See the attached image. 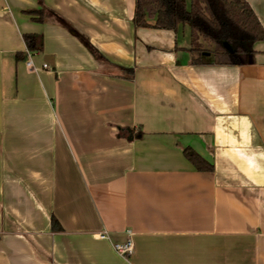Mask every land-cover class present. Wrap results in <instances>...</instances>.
<instances>
[{
    "label": "crops",
    "instance_id": "obj_1",
    "mask_svg": "<svg viewBox=\"0 0 264 264\" xmlns=\"http://www.w3.org/2000/svg\"><path fill=\"white\" fill-rule=\"evenodd\" d=\"M40 1L92 48L33 21ZM135 7L0 0V264H264V41L252 64L194 65L189 26L136 28Z\"/></svg>",
    "mask_w": 264,
    "mask_h": 264
},
{
    "label": "trees",
    "instance_id": "obj_2",
    "mask_svg": "<svg viewBox=\"0 0 264 264\" xmlns=\"http://www.w3.org/2000/svg\"><path fill=\"white\" fill-rule=\"evenodd\" d=\"M25 13L35 22L58 24L92 48L88 39L71 22L47 8L42 1L39 2V9ZM133 23L136 28L173 31L179 26H189V52L194 65L252 64L255 44L264 41V27L246 0H136ZM24 41L30 52L43 49L40 36L26 34ZM118 68L127 78L133 76V69ZM121 135L132 138L131 132L122 131ZM141 136L138 133L136 137ZM184 156L198 171H213V165L191 148L184 149ZM51 226L52 230H62L54 217Z\"/></svg>",
    "mask_w": 264,
    "mask_h": 264
},
{
    "label": "built area",
    "instance_id": "obj_3",
    "mask_svg": "<svg viewBox=\"0 0 264 264\" xmlns=\"http://www.w3.org/2000/svg\"><path fill=\"white\" fill-rule=\"evenodd\" d=\"M26 54L28 57V60L26 62L27 67L30 68L31 70H33L34 72H39V69L36 68L34 66V63H33V57L38 55L39 52H30L27 50ZM43 69H48V66L43 65ZM137 132H138V130H137ZM127 234H128V239L123 241V242L113 244V248L119 256H121L125 259H130L135 253V243L132 239V233L130 231H128ZM99 237L101 239H106L107 234L105 232L100 233Z\"/></svg>",
    "mask_w": 264,
    "mask_h": 264
}]
</instances>
